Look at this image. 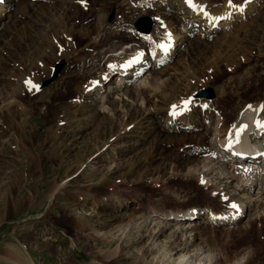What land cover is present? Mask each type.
<instances>
[{"label":"rangeland","instance_id":"rangeland-1","mask_svg":"<svg viewBox=\"0 0 264 264\" xmlns=\"http://www.w3.org/2000/svg\"><path fill=\"white\" fill-rule=\"evenodd\" d=\"M126 1L15 0L8 6L12 18L0 25V264L25 261L23 253L31 264H166L178 253L173 251L172 258L170 254L165 257L162 245L172 242L174 239L168 236L180 229L175 224L178 219L166 212L187 206L203 209L202 216L195 218V231L191 233L193 245L203 246V261L244 263L254 251V238L259 235L264 241V205L253 210L250 206L257 200L264 204V194L258 193V186L242 195L250 198L254 194L255 199L245 204L247 215L239 223H212L206 219L208 209L222 215V211L232 208L230 199H221V192L230 189V196H235L242 190L240 178L229 183L233 178L223 179L221 185L226 189L216 194L205 186L206 181L201 183L203 171L211 166V153L219 156L212 161L216 165L223 155L219 138L225 139L226 135L217 132L221 116H201L205 127L201 125L198 130L205 134L203 142L200 135L196 137V146L184 150L186 158L180 157L175 136L198 130L183 125L172 128L166 122L171 106L210 86L215 90L213 99L195 98H206L215 107L220 105L227 115L234 108L232 123L250 103L264 106V0H257L258 13L232 27L220 25L209 37L199 34L200 27H196L189 39L193 42L191 47L186 40L168 62L151 58L140 78H131L123 82L119 91L111 88L110 93L107 90L103 98H98L92 106L97 117L89 119L90 125L84 127L81 121L90 116L91 110L81 107L77 100L88 82L107 80L99 61L102 47L97 44L102 28L105 27L107 44L104 47L114 52L120 35L111 32L112 28L106 30L118 16L127 15L121 31L126 29L123 33L130 36L153 35L155 24L159 23L154 12L132 11ZM147 1L142 2L146 8ZM143 15L153 20L149 33L141 32L135 25ZM184 23L176 24L181 37L188 33L189 27ZM64 29L74 42V54L79 52L77 60L62 59L58 48L65 45L60 35ZM246 30L250 34L246 35ZM52 39L55 43L50 45ZM156 41L153 39L150 45H156ZM44 62L49 71L46 76L40 72ZM61 63L58 77L42 87ZM206 73L212 78L205 85L198 84ZM35 75L39 88L31 90L26 82L35 84ZM199 108L196 106V111ZM100 122L101 127H109L114 137L97 132ZM207 128L211 132H206ZM129 129L130 136L114 141ZM95 140L102 142L96 144ZM98 151L103 153L94 157ZM191 156L196 157V169L178 172L175 160ZM227 164L229 170L234 169L231 161ZM71 169L76 171L71 173ZM257 181L264 182L259 172L253 184ZM100 194L107 198L104 203L98 201ZM116 196L122 197V205L115 201ZM141 215L149 216L146 225ZM132 221L135 223L126 229L128 232H123ZM153 228H161L162 234L157 237ZM10 246L18 249L16 258L10 257ZM244 254L245 258L234 261ZM257 263L264 264V255L259 251Z\"/></svg>","mask_w":264,"mask_h":264},{"label":"bare ground","instance_id":"bare-ground-1","mask_svg":"<svg viewBox=\"0 0 264 264\" xmlns=\"http://www.w3.org/2000/svg\"><path fill=\"white\" fill-rule=\"evenodd\" d=\"M14 1L15 0H0V25H2L1 23L3 21H6L5 19L12 18V16H11L12 9H11V7H8V6H11L10 4L13 3ZM143 1L144 0H127L126 3L130 4L129 9H131L132 11H138V13H140V14L141 13L150 14L151 12H154V14H156L159 17V20L155 19V20H158L159 23L156 22L155 29L153 31V35H144V34H142L140 36H137L135 34H132L133 36L126 35L125 33H123L124 30H126V29L121 31L122 30L121 27H122V23L126 22L124 20H125V17L127 15L118 16L117 20L115 22H113L110 25V27H108L106 30V31H109L108 29L112 28L111 32H113L115 35H120V36H118V37H120V40H119L120 44L114 45L116 48V51L114 50V52H112V50L109 49V47H107V48L104 47L107 44H106V36L104 35L105 34V27L102 28L103 29V31H102L103 35L101 34L102 35L101 40L99 42H97V44L100 47H102L101 48L102 51H99V53H98L102 60H100V58H99V61L101 63H103L102 65H104L102 68V71H103L102 73L107 78V80L105 81V79L100 78L98 80L94 79V80L88 82V84L85 85V88H83L84 90L80 94V98L77 100V103L79 105H81V107H85L88 110H91L90 116H88L87 118H85L81 121V124L84 125V127H86L87 125H90L89 119H93V118L97 117L98 112L95 111L92 106L95 105V103L97 101H99L98 98H100V97L103 98L105 96V93H104L105 91L108 90V92H109L110 89L112 88L111 89L112 91L117 92L122 88L123 82L126 83L131 78L135 79L136 77H139V75L142 74V72L144 74V72H146L144 70H147L149 63L151 62L150 59L153 57H154V59L158 58L159 61L163 60L164 62H168V60L171 59L173 57V55L178 50L180 51L181 45L186 40H189L191 36H193V31L196 27H200V28H198L199 34H203V35L209 37V35H211L217 29L218 26L221 25L222 27L223 26L224 27L225 26L232 27L234 24H237V22H239L240 20L247 19L248 17H250L254 13L255 14L258 13L257 11L259 9V4H258L257 0H245V1H241V2H238L235 0L236 3L233 2V0H231V3L229 2V0H223L220 3L217 2L216 0H192L191 3L189 2V0H148L147 1L148 8H146L145 6L142 5ZM194 1L196 3H193ZM7 2H8V4H6ZM49 4L52 5L53 8H56V6H57V5L52 4V3H49ZM140 7H142V8H140ZM160 8H162L163 10H160ZM100 17H101V19H103L104 13L101 14ZM55 19H57V18L55 17ZM101 19H100V21H102ZM178 21H185L184 24L186 25V27H189L188 33L185 36H183L184 38L181 37V35H180L181 32L177 31L176 24ZM3 24H4V22H3ZM52 25H51V27H52ZM64 30H65V32L63 31V33H60V35H61V40L64 42L65 45H63V46L59 45V48H58L59 50H61V54L63 55L62 59H65V61H70L71 59L77 60L76 58H78L77 56H79L78 55L79 52L74 54V52L76 51L74 42H73L72 38H70L71 36L67 37V34H68V33L66 34L67 29H64ZM168 31H170L169 35L167 34ZM247 33L250 34V32H248L246 30V35H248ZM86 34H88V33H86ZM47 39H49V38H47ZM153 39H157L156 45H154V44L150 45V44H152ZM181 39H182V41H181ZM50 42H51L50 45H52L55 43V40L52 39ZM186 43L189 44L191 47V44L193 42L190 41V43H188V42H186ZM161 44L169 45L167 52H165L164 49L159 47V45H161ZM115 54H116V56H113ZM64 67H65V65L63 66V68ZM37 69H38V67H36V70ZM47 70H48V65H47V63L44 62L43 65L40 66V72L42 74L44 73V75L46 76L49 73V71H47ZM208 74L209 73L205 74L204 79H201V80L199 79L198 84L205 85L213 76V75H208ZM207 75H208V77H206ZM34 81H35V85H38L39 78H37L36 75H35ZM95 83H97V85H95ZM125 86H127V85H125ZM30 89L34 90L36 88L30 87ZM226 96H228V95H226ZM107 97L109 100L110 96L107 95ZM102 98L100 100H102ZM186 100L190 101V103L187 106L180 104V102H183ZM113 105H116V103L114 102ZM175 106H177L176 109L171 108L172 106L169 108V110L167 111V117H166L167 118L166 119L167 124L172 125V128H173V126L178 128V126L180 127L181 125H183V126H191L195 130H198L199 127H201V125L203 126V124H202L203 120L200 119L202 115H205V117H207V116H209L210 113H213V115L214 114L216 115L218 113L221 116V120L218 122V125H217V132H218V134L225 133V135H226L225 139H222L221 136L219 138V142H220L219 146L222 149V151H220V152H223V155H224V153H226V154L224 157H222L223 155L222 156L220 155V159L218 161V162H220V164L216 165V163L214 162L215 164H213L212 161H215L216 157H219V156L215 152L211 153V155H210L211 163L209 162V165L211 164V166L209 168H207L205 171H203L204 174H203L202 179L204 180V182L206 181V183H207V185H205V186L207 188H211V192H213L214 194H216L217 192H220V191H224L226 189V186L221 185L224 182L223 179L229 180V179L233 178L232 181H227L229 183V182H233L234 180H237L238 178H240L241 180H243L241 183V189L242 190L239 191V193L237 195L235 194V196H232V195L230 196V193H229L230 189H229L227 192H221L222 198L219 196L222 200H224V198H226V200L230 199L229 200L230 206H232L231 204L234 201V204L239 206L238 208L232 207L231 209H228L227 211L224 210V211H222V215L219 213H216V210L210 211L208 209V211L206 212L205 215H206L207 221H211L212 223L214 221L216 223H222V224L239 223L243 219V217L245 215H247V210H245V207H246L245 204L246 203L251 204L252 200L255 199L254 194H252V196H250V198L249 197L245 198L242 195H245V194H247V192H249V190H252L253 186L259 187L258 193L262 192L261 196L264 194V182L263 181L260 183H259V181H257L256 185L253 184L255 181V175H257V172H259L260 175L264 176V157L253 155V154H248V156H246L241 161L242 158H238L237 155L231 156L230 155L231 151H229L231 147H228V145H229L230 141L232 144L233 140L230 136V133L234 134L237 132V129H239L242 125H247L246 131L251 130L252 131V134H251L252 137H254L256 139H264V127H260L257 125L258 121L261 123H264V114H263L264 111L259 113V109L263 105L261 104V106H260L257 103H253V102L250 103L249 106H251V107H248L247 109H245L242 113V116H240V118L238 120H234L233 123H232V117H231L232 115L231 114H232L234 108H232V111L230 113H228V115H227V113H225L226 111L224 112V110L220 109V105L218 107H215V105L210 100H208L206 98L203 100H200V99H196L195 97H192V95H189L187 97L182 98L179 101V104L178 105L175 104ZM196 106H199L200 110L196 111V109H195ZM174 111L177 113L176 115H173ZM130 115H131V113H130ZM230 121H231V123H230ZM139 123L142 126L141 121H139L138 124ZM101 125L102 124L100 122L99 126L97 127V132L102 131L101 135H105L107 137L108 136L112 137L113 134H112V132H110L109 127L106 129L105 128L106 125H103L102 127H101ZM233 125H235L236 127L233 128ZM119 126H117V127H119ZM203 127H205V126H203ZM205 130H206V132L207 131L211 132V130H209L208 128ZM108 131L110 133H108ZM129 132H130V134H129ZM198 132L196 131V132H193L191 134L188 133V134L181 135V136L179 135V133L176 134L174 143L177 144L179 149L181 150V152L179 154L180 157L186 158L184 150L187 147L196 146L194 144V139L196 137H198L199 135L201 136L200 138L202 139V142H203L205 134L201 133L202 131H199V130H198ZM131 133H132V131L130 129L127 132L126 131L121 132L118 136H116L117 138L115 137L114 141L116 139H119V138H124L126 136H130ZM170 136H173V135H170ZM95 142H96V144H98L102 141L95 140ZM260 146H263V148H264V141ZM257 150L258 149H256V151ZM102 153L103 152H101V154ZM92 154L93 153L89 154L88 157H90ZM101 154H99V151H98L94 155V157H97L98 155L100 156ZM88 157L85 160H83V163L88 159ZM195 160H196V157H193V156L188 157L187 159H184V160H181V159L175 160L178 164L176 167V170L178 172L180 170H183V169H187V171L195 170L196 169L195 168L196 165L194 164ZM230 160L232 163V165L231 164L230 165L234 166V169H231V170L228 169V167H229L228 164L225 165ZM241 162H242V164H239ZM238 164L240 166H238ZM71 171H72L71 173H73L76 170L71 169ZM242 176L244 177L243 179H242ZM213 178H215V179H213ZM252 178L254 180L249 181V180H252ZM214 180H216V181H214ZM245 181H247V182H245ZM68 182H69V180H68ZM101 188H102V186H101ZM88 192H90V190H88ZM100 195H99L100 199L98 198V201L100 203H104L107 200V198H102L103 196L102 195L100 196ZM113 195L114 194H110L111 197ZM225 196H227V197H225ZM252 197H254V198H252ZM115 199H116L115 201L118 204H120V203H121L120 205L123 204L122 197L116 196ZM263 205L264 204L258 202V200H257V201H254L253 204H251L250 206H252V210H253L257 207L258 208L262 207ZM226 206H227V204L224 205V208ZM172 209H173L172 212H170L171 210H169V212H166V214H168L169 217L178 219V220H176L175 224H177L179 226L178 228H180V229L178 230V232L176 231V232H174V234H171L168 236V238L170 240H171V238L174 239V240H172V242L169 243V241H168V243H165V244L163 243L162 246H164V248H165V252H164L165 257L168 254H170L169 258H172L173 255H171V253L173 251L175 253H178V257L172 258V260L170 259L171 261L170 260L166 261L167 262L166 264H193V263L194 264H210L209 262H207V260L203 261L204 259L202 257H200V255H201L200 250L203 249V246H201V245L200 246L199 245L194 246L193 242H192L193 238H191V236H192L191 233H193V231H195V226H196V223L194 222V220L196 217L202 216L203 209L199 206H197V207L187 206V207H178L176 209L175 208H172ZM217 212H220V211H217ZM162 213L163 212H161L160 214H162ZM191 214H193V217H192L193 219H190V217H189V215H191ZM162 215H165V214H162ZM142 216L143 215L140 216L141 218H143V220H141V221H143L144 225H146L148 220H149L148 219L149 216L148 217H146L145 215L143 217ZM127 217L129 218V216H127ZM130 217L133 220L134 211L130 214ZM136 219H135V221H136ZM179 220H187V221L181 223V221L178 222ZM135 221L130 222L127 225V227L123 230V232H128V231H126V229L128 227L131 228L132 224L135 223ZM85 225L88 226V224H85ZM155 231H156L155 228H153V232H155ZM162 231L163 230L161 228H159L158 231H156L157 232L156 236L159 237L162 234ZM188 233H189V235L184 237ZM194 235H195V233H194ZM179 237L180 238L183 237L184 240L180 239L178 241ZM258 237L261 238L262 236L258 235L257 237L254 238V242H253L255 245V248L253 249L254 251L251 253V255H249V257L244 261V263L240 262L238 264H255L256 263V254H258V251H259V253L264 255V241H261V239ZM155 238L156 237L154 236L153 241H155ZM191 245H193L192 249H189L185 252L183 251ZM10 247H11V249H10L11 256L10 257L16 258V256H17L16 253H17L18 249L14 246H10ZM22 258H24V260L26 262L23 261L22 259H16L15 262L17 264H31V262L25 256L24 253H23ZM241 258H245V254L242 255L241 257L235 258L234 261L237 262ZM94 264H101V263H94Z\"/></svg>","mask_w":264,"mask_h":264},{"label":"water","instance_id":"water-1","mask_svg":"<svg viewBox=\"0 0 264 264\" xmlns=\"http://www.w3.org/2000/svg\"><path fill=\"white\" fill-rule=\"evenodd\" d=\"M135 25L137 26V28L140 31L148 33L152 29L153 22L149 16H142L136 21ZM62 65H63V63H61L55 69L53 76L51 78H48L43 82L42 87H46L47 85H49L53 80H55L58 77V73H59ZM195 95L196 96H204L207 98H214L215 97V91H214L213 87H207V88L200 90Z\"/></svg>","mask_w":264,"mask_h":264},{"label":"snow or ice","instance_id":"snow-or-ice-1","mask_svg":"<svg viewBox=\"0 0 264 264\" xmlns=\"http://www.w3.org/2000/svg\"><path fill=\"white\" fill-rule=\"evenodd\" d=\"M81 2H82V3H85L86 0H81ZM189 2L191 3L192 0H189ZM229 2L231 3V0H229ZM159 47H161L162 49H164L165 52H167L169 45H167V44H161V45H159ZM26 83H28V84H29L31 87H33V88H36V89L39 88L38 85L33 84L31 81H27ZM189 103H190V101H184L185 106H187ZM176 107H177V106L174 105V106H173V109H176ZM249 107H251V106H249ZM261 110L264 111V106L261 107ZM176 114H177V113L174 111V112H173V115H176ZM257 125L260 126V127H264V123H261V122H259V121L257 122ZM235 127H236V126L233 125V128H235ZM246 127H247V125H242L240 129H237V132H236L237 142H239V136H240V133H241ZM231 146H232V144H231V141H230L228 147H231ZM201 183H204V181L202 180ZM232 207H233V208H238L239 206L233 204Z\"/></svg>","mask_w":264,"mask_h":264}]
</instances>
